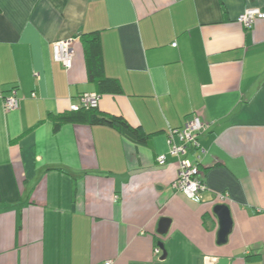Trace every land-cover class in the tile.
Segmentation results:
<instances>
[{
  "label": "crops",
  "instance_id": "0c3cea01",
  "mask_svg": "<svg viewBox=\"0 0 264 264\" xmlns=\"http://www.w3.org/2000/svg\"><path fill=\"white\" fill-rule=\"evenodd\" d=\"M248 10L264 0H0V264H264V20L245 29ZM95 32L121 87L98 111L150 135L146 146L104 126L53 132L52 118L97 94L82 44ZM58 41H71L68 71ZM13 89L19 108L6 111ZM195 113L209 124L190 155L200 202L173 191L174 158L155 161Z\"/></svg>",
  "mask_w": 264,
  "mask_h": 264
},
{
  "label": "built area",
  "instance_id": "2783aa9c",
  "mask_svg": "<svg viewBox=\"0 0 264 264\" xmlns=\"http://www.w3.org/2000/svg\"><path fill=\"white\" fill-rule=\"evenodd\" d=\"M255 20H264V13L259 10H248L237 18V22L245 29H250ZM174 46V45H173ZM53 59L59 63L66 71L70 70L73 62V50L71 41H58L52 46ZM99 96L96 94L82 95L78 98V104L71 106V111L79 108H95L98 106ZM20 100L16 97L15 90H11L8 96L3 97V104L6 111H15L19 108ZM209 129V124L205 123L200 114H193L191 118L184 122L183 126L171 130L168 134V150L165 154L156 157V164L164 166L167 158L176 160V178L171 184L174 192L184 194L194 202L201 201V193L206 190L203 176L199 171L197 158L191 160L190 155H194L200 149L199 138ZM221 202L225 196H219ZM155 255H160L158 247L154 250ZM107 264H112L111 262Z\"/></svg>",
  "mask_w": 264,
  "mask_h": 264
},
{
  "label": "trees",
  "instance_id": "16d2710c",
  "mask_svg": "<svg viewBox=\"0 0 264 264\" xmlns=\"http://www.w3.org/2000/svg\"><path fill=\"white\" fill-rule=\"evenodd\" d=\"M84 46V58L87 69V79L94 84L97 94H121V87L116 79L107 78L103 73L102 51L98 32L82 36ZM53 132L57 133L63 124H83L89 126L109 127L132 143L148 145L150 135L145 134L139 128L130 126L123 118L110 116L95 108H79L64 115L52 118ZM204 181V179H202Z\"/></svg>",
  "mask_w": 264,
  "mask_h": 264
},
{
  "label": "water",
  "instance_id": "95a60500",
  "mask_svg": "<svg viewBox=\"0 0 264 264\" xmlns=\"http://www.w3.org/2000/svg\"><path fill=\"white\" fill-rule=\"evenodd\" d=\"M213 213L218 220V232L216 237L217 245H224L227 242V238L232 230V220L230 216L229 209L226 205L219 204L214 206ZM169 228V220L163 219L159 222L157 233L159 235H164L167 233ZM159 248H162L159 245ZM165 257V253L163 252L162 258ZM216 264H228L226 259L218 260Z\"/></svg>",
  "mask_w": 264,
  "mask_h": 264
}]
</instances>
